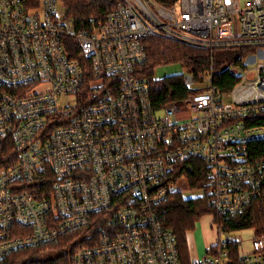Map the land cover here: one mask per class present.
Returning <instances> with one entry per match:
<instances>
[{
    "label": "built area",
    "instance_id": "obj_1",
    "mask_svg": "<svg viewBox=\"0 0 264 264\" xmlns=\"http://www.w3.org/2000/svg\"><path fill=\"white\" fill-rule=\"evenodd\" d=\"M113 8L75 32L62 0H0V259L83 230L72 264H183L162 204L181 181L191 190L183 162L198 159L215 237L188 264H264V226L226 227L264 216V155L250 148L264 142V0ZM149 35L210 63L239 51L236 84L219 91L211 63L200 81L183 74L184 99L154 107L138 72Z\"/></svg>",
    "mask_w": 264,
    "mask_h": 264
},
{
    "label": "trees",
    "instance_id": "obj_2",
    "mask_svg": "<svg viewBox=\"0 0 264 264\" xmlns=\"http://www.w3.org/2000/svg\"><path fill=\"white\" fill-rule=\"evenodd\" d=\"M67 17L73 23L75 32L90 29L92 22L103 20L115 7L116 0H62ZM161 7L172 6L177 0H154ZM34 0H26L27 6H32ZM146 61L139 67L141 76L147 79L149 93L154 107L162 109L166 104L179 102L187 96L185 82L182 75L157 80L153 77L155 68L164 64L179 63L186 72L196 81L202 80L213 65V85L219 91H229L236 84L237 77L233 75L229 67L238 64L239 51L219 50L212 56L209 62V52L203 49L189 47L180 43L149 35L144 41ZM216 57L215 61L214 58ZM261 120L259 123H263ZM255 154L264 155V142H255L250 146ZM186 169V178L189 180V188L192 191L201 190L205 185L206 166L198 159H187L183 162ZM189 167V168H188ZM209 200L206 197L196 199H184L181 193H171L167 201L162 204L161 220L169 228L177 240L180 260L188 264L189 254L186 247V233L194 229L197 220L210 213ZM248 211L240 218H234L226 223L229 231L249 229L254 225L264 226V216L258 207L254 211ZM253 212V213H252ZM249 213V214H248ZM250 216V217H249ZM258 216V217H257ZM263 218V219H261ZM255 219V220H254ZM260 219V220H259ZM221 223V219H217ZM85 232H69L61 236L59 240L49 247L38 250H29L8 258L0 259V264H72L74 251L87 245ZM237 263L235 257L232 258Z\"/></svg>",
    "mask_w": 264,
    "mask_h": 264
},
{
    "label": "rangeland",
    "instance_id": "obj_3",
    "mask_svg": "<svg viewBox=\"0 0 264 264\" xmlns=\"http://www.w3.org/2000/svg\"><path fill=\"white\" fill-rule=\"evenodd\" d=\"M244 0H241V3ZM220 53L218 51L215 52ZM216 57L214 58L215 61ZM261 60H251L248 67H255L261 64ZM186 69L183 65L177 63L164 64L155 68L153 77L157 80H164V78L175 77L185 74ZM176 190L181 193L184 199H195L197 196H201L202 192L200 190L191 191L188 189L186 181H181L177 186ZM211 221L205 216L197 220L194 229L186 233V247L188 250L189 260L198 259L200 255L204 253V245H211L213 238L215 237L213 233V228L210 227Z\"/></svg>",
    "mask_w": 264,
    "mask_h": 264
},
{
    "label": "bare ground",
    "instance_id": "obj_4",
    "mask_svg": "<svg viewBox=\"0 0 264 264\" xmlns=\"http://www.w3.org/2000/svg\"><path fill=\"white\" fill-rule=\"evenodd\" d=\"M257 154V153H256ZM262 212V211H261ZM253 213V212H252ZM249 214V213H248ZM250 217V216H249ZM258 217V216H257ZM261 219H263V218H261ZM255 220V219H254ZM260 220V219H259Z\"/></svg>",
    "mask_w": 264,
    "mask_h": 264
},
{
    "label": "crops",
    "instance_id": "obj_5",
    "mask_svg": "<svg viewBox=\"0 0 264 264\" xmlns=\"http://www.w3.org/2000/svg\"><path fill=\"white\" fill-rule=\"evenodd\" d=\"M208 245H204V249L207 247Z\"/></svg>",
    "mask_w": 264,
    "mask_h": 264
}]
</instances>
